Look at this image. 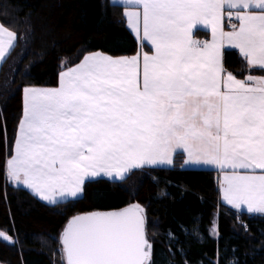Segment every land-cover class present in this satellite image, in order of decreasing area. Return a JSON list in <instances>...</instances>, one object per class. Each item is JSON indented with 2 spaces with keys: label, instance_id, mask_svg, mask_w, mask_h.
I'll use <instances>...</instances> for the list:
<instances>
[{
  "label": "snow or ice",
  "instance_id": "1",
  "mask_svg": "<svg viewBox=\"0 0 264 264\" xmlns=\"http://www.w3.org/2000/svg\"><path fill=\"white\" fill-rule=\"evenodd\" d=\"M112 6L138 38L136 54L91 52L61 70L58 87L25 86L7 182L57 205L82 194L87 178L124 181L135 170L172 165L182 150L185 164L225 173L228 205L264 214V76L239 80L222 62L227 45L264 71V0ZM197 26L210 28V42L194 39ZM19 39L0 26V61ZM145 224L139 204L76 215L60 238L65 264H154ZM0 239L12 242L5 232Z\"/></svg>",
  "mask_w": 264,
  "mask_h": 264
},
{
  "label": "trees",
  "instance_id": "2",
  "mask_svg": "<svg viewBox=\"0 0 264 264\" xmlns=\"http://www.w3.org/2000/svg\"><path fill=\"white\" fill-rule=\"evenodd\" d=\"M0 24L21 37L0 65V232L12 238L0 239L1 264H64L59 235L69 219L131 204L144 209L154 264H264V216L224 204L218 172L186 168L182 153L172 165L135 170L124 181L87 180L80 197L57 205L9 184L4 164L22 115V89L56 88L61 70L83 56H132L140 45L109 0H0ZM222 54L225 73L236 79L264 76L237 51Z\"/></svg>",
  "mask_w": 264,
  "mask_h": 264
},
{
  "label": "crops",
  "instance_id": "3",
  "mask_svg": "<svg viewBox=\"0 0 264 264\" xmlns=\"http://www.w3.org/2000/svg\"><path fill=\"white\" fill-rule=\"evenodd\" d=\"M109 2L112 4V0H109ZM123 17H124V16H123ZM124 19H125V17H124ZM125 22H126V19H125ZM126 26H127V29L130 31V33L133 35V37L136 39L137 43L140 45V42H139L138 38H137V37L135 36V34L131 31V29L128 27L127 22H126ZM200 37H204V38H205L204 41L207 40V41L210 42L211 39H212L210 28L205 29L203 26H197V29H194V39L199 40ZM145 43H146V42H145ZM224 49H232V50H235V51H237V52L239 53V50H238V49L231 48V47H229V46H227V45L223 48V50H224ZM223 50H222V53H223ZM6 56H7V54H6ZM1 63H2V62H0V65H1ZM225 74H227V73H225ZM57 87H58V86H57ZM176 153H182V154H184V156H185V160L187 159L186 154L183 153L182 150H177ZM176 153H175V154H176ZM175 154H174V155H175ZM166 166H168V165H156V166H149V167H166ZM185 167H186V168H190V169H210V170H215V171H217V172H218V185H219V190H220V195H221V201H222L224 204L228 205L227 202L224 201V199H223V194H222L223 177H224V174H225L224 172H221V170H220L219 168H217L216 166H213V165H203V164H201V165H188V164H185ZM257 174H260V171H259V170H257ZM98 178H104V179H108V180H112V181H120V180H113V179H111V178H109V177H106V176H103V175H101V176H97V177L87 178L86 181H87V180H94V179H98ZM8 183H9V182H8ZM9 184H11V183H9ZM11 185H13V184H11ZM16 186H17V185H16ZM18 186L21 187V188H23V189H25L26 191H28L30 194H32L34 197H36V198H37L38 200H40L41 202H43V203H45V204H47V205H50L47 201H43V200H41L38 196L34 195V194L32 193V191H31L30 189H28L27 187H25L24 185L21 184V185H18ZM80 196H81V194H80L78 197H80ZM78 197H77V198H78ZM72 199H76V198H68L67 200H72ZM67 200H65V201H67ZM228 206H230V205H228ZM230 207H231V206H230ZM242 211L247 212L246 208H244ZM251 214H253V215H258V216H264V214H258V213H251Z\"/></svg>",
  "mask_w": 264,
  "mask_h": 264
},
{
  "label": "water",
  "instance_id": "4",
  "mask_svg": "<svg viewBox=\"0 0 264 264\" xmlns=\"http://www.w3.org/2000/svg\"><path fill=\"white\" fill-rule=\"evenodd\" d=\"M128 207V206H127ZM127 207H125V208H127ZM143 208V207H142ZM122 209H124V208H122ZM121 210V209H120ZM144 210V209H143ZM116 211H119V210H116ZM106 212H113V211H106ZM72 219V218H71ZM71 219H69L66 223H65V225L63 226V229H62V231H61V233H60V235H59V242H60V238H61V235H62V233H63V231L65 230V228L67 227V225H68V223L70 222V220ZM145 230H146V224H145ZM2 240V239H1ZM6 242V241H5ZM7 243H11V242H7ZM150 243V242H149ZM60 244H61V242H60ZM61 246H62V244H61ZM65 261V260H64Z\"/></svg>",
  "mask_w": 264,
  "mask_h": 264
},
{
  "label": "rangeland",
  "instance_id": "5",
  "mask_svg": "<svg viewBox=\"0 0 264 264\" xmlns=\"http://www.w3.org/2000/svg\"><path fill=\"white\" fill-rule=\"evenodd\" d=\"M0 26H2V25L0 24ZM0 62H2V61H0ZM11 184H12V183H11ZM13 186H16V185L13 184ZM16 187H19V186H16ZM0 264H1V263H0Z\"/></svg>",
  "mask_w": 264,
  "mask_h": 264
},
{
  "label": "built area",
  "instance_id": "6",
  "mask_svg": "<svg viewBox=\"0 0 264 264\" xmlns=\"http://www.w3.org/2000/svg\"><path fill=\"white\" fill-rule=\"evenodd\" d=\"M200 40L202 41V40H204L203 38H200Z\"/></svg>",
  "mask_w": 264,
  "mask_h": 264
}]
</instances>
